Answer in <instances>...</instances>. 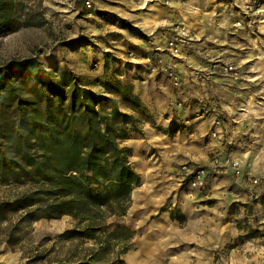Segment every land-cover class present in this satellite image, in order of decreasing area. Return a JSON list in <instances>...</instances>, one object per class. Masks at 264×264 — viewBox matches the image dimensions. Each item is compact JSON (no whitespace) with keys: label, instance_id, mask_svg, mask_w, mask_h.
Listing matches in <instances>:
<instances>
[{"label":"trees","instance_id":"16d2710c","mask_svg":"<svg viewBox=\"0 0 264 264\" xmlns=\"http://www.w3.org/2000/svg\"><path fill=\"white\" fill-rule=\"evenodd\" d=\"M40 2L0 0V38L43 26L40 12L30 15ZM96 84L100 92L91 88ZM148 121L131 88L119 82L84 84L35 58L1 64L0 187L17 189L0 200L5 241L18 244L24 229L40 220L70 217L75 227L60 238L87 239L92 245L75 260L52 264L119 262L135 231L124 225L108 229L107 222L126 215L139 182L131 151L121 145L133 133L142 134Z\"/></svg>","mask_w":264,"mask_h":264},{"label":"rangeland","instance_id":"374dc122","mask_svg":"<svg viewBox=\"0 0 264 264\" xmlns=\"http://www.w3.org/2000/svg\"><path fill=\"white\" fill-rule=\"evenodd\" d=\"M85 1L41 0L38 7L33 4L30 15L36 16L40 12L44 25L22 28L13 34L1 37L0 65L10 60L35 58L46 69L58 68L69 71L84 84L97 80L113 82V79L121 73L115 68L120 66L121 58L116 52L105 49V46L119 45L115 44L119 39L113 40L114 38L111 39L109 36L111 24L117 22L113 29L115 37L122 34L120 30L127 28L146 41L170 25L171 28H175L183 24L188 26L187 23H190L196 32L200 31L193 57L197 58L201 65H210L209 73L222 77L221 80L218 78L214 81L215 90L219 88L218 85L222 86L218 89L221 91L224 90V86L231 88L233 83L230 81L235 80L237 84L234 85L236 86L234 89H243L241 91H247L248 94L246 98L240 95L220 97L221 93L214 91L213 86L211 90L215 98L211 100V105L217 106L219 114L221 107H224L230 117L237 115L238 112L246 113L236 122L241 130L243 129L242 134L244 133L241 143L248 146L256 142L257 147H262L264 0H118L113 5L123 9L105 6L98 9L96 7L95 10H92L95 6L94 0L93 3L91 2V8L85 7ZM76 9H78L77 14ZM135 24L139 27H134ZM155 27L157 28L154 29ZM120 36L124 37V34ZM165 55L167 54H164L163 58L168 61L169 57ZM105 61L106 68H104ZM144 64L149 73L163 74L161 70L151 71L145 61ZM226 66H231L233 71L224 72L223 68ZM245 82L253 83L247 85ZM242 83L246 86L243 87ZM91 88L99 92L101 90L98 84ZM240 99L243 102H240ZM228 117L229 115L226 116ZM236 123L231 122L229 127L236 128L238 125ZM178 128L182 127L178 126ZM152 129L156 136H151L149 142L144 140L143 134L133 133L121 145L125 149H130L129 161L139 178H148L149 183L144 185L137 200L134 196L131 197L132 206L129 215L109 219L108 229L116 225L135 223L136 219L139 223L145 222L147 217L143 214L168 209L173 200V192L168 191L169 187L165 183L170 178H180L181 167L184 164L205 167L196 161L194 156L201 158L202 152L195 150L194 146L189 144L188 137L168 135L163 137L164 131L159 132L160 130L157 131L154 127ZM254 131L260 134L254 135L252 133ZM213 133L216 136L214 129L211 130V134ZM215 156L218 155L212 151L203 155L207 157L209 163ZM190 158H194L195 163H192ZM183 189V192H189L188 189ZM14 192H17L14 187H0V200L11 198ZM74 227L75 222L70 217L40 220L33 223L30 228L24 229L23 239L16 245L8 244L2 232L0 263L52 264L61 260H75L92 244L87 239L66 241L60 238L62 233Z\"/></svg>","mask_w":264,"mask_h":264},{"label":"crops","instance_id":"0c3cea01","mask_svg":"<svg viewBox=\"0 0 264 264\" xmlns=\"http://www.w3.org/2000/svg\"><path fill=\"white\" fill-rule=\"evenodd\" d=\"M116 1L94 0L92 10L105 6L123 9L113 5ZM187 24L192 36L189 48L176 59L168 58L180 76L179 86H174L163 74L149 73L144 64V56L154 45L164 48L172 32L171 25L145 41L127 28L120 30L122 34L115 37L113 29L117 22L111 24L109 36L113 40L119 39L115 43L119 45L105 46V49L116 52L121 58L120 66L115 67L121 73L113 82L129 86L145 109L150 121L142 125L144 140L149 142L151 136H156L152 127L159 132L164 131L163 137H188L189 144L202 152L201 158L194 156L201 166L209 165L203 155L212 151L217 157L239 160L241 174L235 177L229 170L215 171L201 192H183L180 178H170L165 185L170 193L173 192L171 206L166 210L143 214L147 217L145 222L139 223L136 219L135 223L124 225L134 230L135 235L131 240V249L115 264H264V138L261 139L262 147H257L256 142L244 146L241 143L243 129L236 122L246 113L238 112L230 117L224 107H221L220 114L212 113L213 86L214 91L221 93L220 97L240 95L246 98L248 94L241 91L243 89H234L237 82L232 79L231 88L224 86L221 91L218 89L222 86L218 85L215 90L214 81L222 77L209 73L211 66L201 65L193 57L200 31L197 30V33L190 23ZM123 34L124 37H121ZM245 83L251 85L253 82ZM242 86L246 85L242 83ZM239 101L243 102L242 99ZM231 122L238 124L236 128L229 127ZM212 129L216 136H212ZM252 133L260 134L256 131ZM190 159L195 163L194 158ZM254 180L258 183L254 184ZM148 183V178H139L131 197L137 200ZM135 188L138 189L136 193ZM131 206L132 201L123 217L127 216ZM179 217L184 218L183 222L178 220Z\"/></svg>","mask_w":264,"mask_h":264},{"label":"built area","instance_id":"2783aa9c","mask_svg":"<svg viewBox=\"0 0 264 264\" xmlns=\"http://www.w3.org/2000/svg\"><path fill=\"white\" fill-rule=\"evenodd\" d=\"M91 0L85 1V7L91 8ZM192 40L191 32L187 25H179L172 28V33L167 37L164 48L154 45L151 53L145 57V62L150 67L151 71L161 70L162 73L167 76L174 86H179L181 79L174 67L169 61L163 58L164 54L171 59H176L183 54V51L190 46ZM224 72L233 71L231 66L223 68ZM211 111L216 113V106H211ZM215 136V133L212 134ZM230 171L235 177H239L241 174V163L239 160H233L230 157L220 158L215 156L213 160L205 167H196L193 165L184 164L181 167L180 183L182 187L190 191H203L209 180L212 179V173L215 171ZM254 184L258 181L254 180Z\"/></svg>","mask_w":264,"mask_h":264},{"label":"bare ground","instance_id":"6f19581e","mask_svg":"<svg viewBox=\"0 0 264 264\" xmlns=\"http://www.w3.org/2000/svg\"><path fill=\"white\" fill-rule=\"evenodd\" d=\"M134 192H135V193L138 192V189H136Z\"/></svg>","mask_w":264,"mask_h":264}]
</instances>
